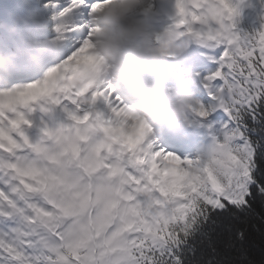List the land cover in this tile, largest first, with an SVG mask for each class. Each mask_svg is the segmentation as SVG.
Segmentation results:
<instances>
[{
    "label": "snow or ice",
    "instance_id": "snow-or-ice-1",
    "mask_svg": "<svg viewBox=\"0 0 264 264\" xmlns=\"http://www.w3.org/2000/svg\"><path fill=\"white\" fill-rule=\"evenodd\" d=\"M104 2L49 0L47 13L32 19L53 25L52 67L21 82L31 69L21 64L24 71L0 83V264H164L165 243L205 205L264 219V148L257 165L240 126L242 113L264 100V26L239 29L233 0H174L170 27L188 42L225 45L195 112L212 143L201 157L182 158L159 145L111 83L98 82L92 20ZM53 94L74 106L65 111L75 123L45 128L54 143L30 145L36 159L5 158L29 144L14 134L31 123L19 109ZM215 120L224 123L213 127ZM147 193L154 196L142 199Z\"/></svg>",
    "mask_w": 264,
    "mask_h": 264
},
{
    "label": "clouds",
    "instance_id": "clouds-1",
    "mask_svg": "<svg viewBox=\"0 0 264 264\" xmlns=\"http://www.w3.org/2000/svg\"><path fill=\"white\" fill-rule=\"evenodd\" d=\"M151 0H105L94 14L93 51L99 59L95 70L100 83H111L125 105L137 113L152 131L185 135L196 123L201 100L190 79L175 80L170 61L180 58L189 42L175 27L155 39L142 11ZM58 52L54 42L41 55L44 68ZM19 71L0 66V83Z\"/></svg>",
    "mask_w": 264,
    "mask_h": 264
},
{
    "label": "trees",
    "instance_id": "trees-1",
    "mask_svg": "<svg viewBox=\"0 0 264 264\" xmlns=\"http://www.w3.org/2000/svg\"><path fill=\"white\" fill-rule=\"evenodd\" d=\"M264 16H258L261 22ZM238 28L247 32L259 30L246 20H237ZM244 133L257 148L256 163H261L259 150L264 148V100L242 113ZM175 242L164 245V264H264V219L241 217L229 208L205 205L201 212L182 222Z\"/></svg>",
    "mask_w": 264,
    "mask_h": 264
},
{
    "label": "rangeland",
    "instance_id": "rangeland-1",
    "mask_svg": "<svg viewBox=\"0 0 264 264\" xmlns=\"http://www.w3.org/2000/svg\"><path fill=\"white\" fill-rule=\"evenodd\" d=\"M166 2H168L169 4H167V5H164V6H161V7H158L156 10H155V15H158V16H162V15H170L169 13H170V10H167V8L168 7H170L171 6V10H174V1L173 0H166ZM146 7H150V8H152V9H154V6H152L151 5V3L148 5V6H146ZM175 11V10H174ZM171 13H172V11H171ZM164 21L163 22H161V23H163V24H165L166 23V21H168L166 18H164L163 19ZM164 26V25H163ZM163 26L162 27H156L155 28V33L154 34H159V33H162L164 30H166V29H163L162 30V28H163ZM186 39H188L187 37H185ZM189 45H193V50H192V54L191 55H189V56H187V57H189V61H188V64L190 65V66H192V65H194V63H195V61L197 62V61H199V60H201V61H207V62H211V56H209L212 52H213V50H214V48H208L207 46H205V45H203V44H201V43H199V42H197V41H195V40H191V41H189ZM201 48H203V49H206V53H204L203 55H202V53L200 52L201 51ZM186 54V52L184 53V55ZM183 55V56H184ZM201 57H203V58H201ZM213 61V60H212ZM214 70H211V71H209V74L211 73V72H213ZM184 72H185V74H184ZM187 72L188 71H183L182 72V76H183V79H185L184 78V76L187 74ZM203 79V78H202ZM202 79L200 78V80H199V83L200 84H202ZM197 85V87H201L202 85ZM199 98H200V100H204L201 96H199ZM44 99V101H42L41 102V104H40V109H37V105L39 104V103H37L38 101H30V103H32L31 105H29V106H27L28 108H30V109H32L33 110V112L35 113L37 110L38 111H40V110H42V111H44L46 114H48L49 116H51L53 119H52V125L49 127L50 128V130H52V131H56V130H58V129H60L61 127H68V128H70V126L72 125V124H74L75 122L74 121H72L71 119H70V117L68 116V113H67V111H65V109L63 108V106L61 105L62 104V102L60 103V104H57L55 101V97H54V95H52V96H46L45 98H43ZM33 106H35V108H33ZM58 110V111H57ZM69 111H71V110H69ZM196 120H198L197 118H196ZM217 125H220V126H222V124H217ZM35 127V126H34ZM35 128H37L39 131H35V129L33 128V123L31 122L29 125H24V126H22L21 127V129H19V130H17L14 134L16 135V136H19V134H20V132L22 131L29 139L31 138V136H29V135H34V137L37 139V140H35V138H33L34 139V143H31V142H29V144L28 145H32V144H35V143H44L45 141H47L48 143H49V146H51L53 143H54V139L53 138H50V137H48V136H46V134L45 135H43L42 134V132H41V130H40V128L39 127H35ZM151 135H153V132L151 133ZM20 139L21 140H23V137H20ZM20 140V141H21ZM31 140V139H30ZM21 145H25V144H21ZM26 147H27V145H25ZM19 149V148H18ZM34 150V149H33ZM17 151V150H16ZM15 151V153H14V156L15 157H17L18 156V153ZM176 155H178L179 156V154H176ZM5 156V155H4ZM196 156L197 157H200V156H202V153H200V154H196ZM25 158H27V159H29V160H31V159H36L35 158V155L33 154V152L32 151H28V153L24 156ZM5 158H7L6 156H5ZM172 163H176V162H172ZM178 163V162H177ZM180 167H183V165L181 164V165H179ZM3 174H0V176H2ZM4 179H10V177H4ZM152 196H154V194H152V193H147V194H145V198H147V197H152ZM179 198V197H178ZM33 202V201H32ZM219 209H224V208H220V207H218ZM226 208V207H225ZM45 211H47V210H45ZM43 227V226H42Z\"/></svg>",
    "mask_w": 264,
    "mask_h": 264
},
{
    "label": "bare ground",
    "instance_id": "bare-ground-1",
    "mask_svg": "<svg viewBox=\"0 0 264 264\" xmlns=\"http://www.w3.org/2000/svg\"><path fill=\"white\" fill-rule=\"evenodd\" d=\"M18 1L19 0H7V2L10 3L13 8L17 9V11L20 12L21 3H19ZM167 4H169V3L165 2L161 6H164V5H167ZM171 11H174V10H170V14H171ZM19 19L20 20H24L25 22L28 21V19H26L24 17L23 12H21V15H19ZM153 21L156 22V20L153 19L152 17L150 19H147V22L151 26H152ZM164 29H166V28H164ZM0 39H1V42H0V50H1L0 51V60L4 59L7 56L12 57L11 54H13V53H16V55L19 54V51L12 52V53H9V52L5 53L4 50H2L5 47H7L9 44H13L14 46L18 47V50H22L21 46L18 44V40L13 39V41H12L13 43H12V42H9V41H4L3 38H0ZM191 47H192V45H189V48L186 51V54L184 56H181L178 59L170 61V64L173 63V62H175V63L180 62V64H178L177 67H175L174 69L171 70L172 74H173V77H174V81L183 79L182 72L183 71H188L187 72V74H188L189 71L194 69L193 67L197 64L196 62L192 66H190L188 64L189 57H187V56L192 54V53L191 54L188 53V51L192 49ZM215 51H216L217 54H219V51L221 52L222 50L218 46V47L215 48ZM213 57L218 58L217 56H214V55H213ZM206 63H208V67L202 68L201 69L202 71H207L210 66L216 64L215 60L213 59V61L211 60L210 63L209 62H200L199 65H201V64L203 65V64H206ZM184 74H185V72H184ZM191 75H190L189 79L191 81L192 86L200 89V87H197V85H199V84L198 83L196 84V82H194L195 79H191V77L197 76L198 78L202 79V78L206 77V75H203L201 72L193 73ZM201 87H203V85ZM202 90H205V89H202ZM225 117H227L226 113H225ZM221 121H223V120H215L213 122L216 123V122H221ZM223 123H224V121H223ZM213 127H214V124H213ZM168 134L170 135L171 132H168ZM174 134L175 133H173V135L171 136V140L169 141L170 143L175 144L178 147H182V148L186 149L187 151L188 150H192V151L189 152V154L183 156L182 158L196 159V158H198L196 156V154H200V153H203V152L207 151L209 145L212 143V139H211V136L209 135L208 128L205 127L200 120L198 121V123H195L192 128H188L186 130V134L185 135H181L180 134L179 141H175L174 140L175 139Z\"/></svg>",
    "mask_w": 264,
    "mask_h": 264
},
{
    "label": "water",
    "instance_id": "water-1",
    "mask_svg": "<svg viewBox=\"0 0 264 264\" xmlns=\"http://www.w3.org/2000/svg\"><path fill=\"white\" fill-rule=\"evenodd\" d=\"M2 31L8 33L7 30L3 27H2Z\"/></svg>",
    "mask_w": 264,
    "mask_h": 264
}]
</instances>
